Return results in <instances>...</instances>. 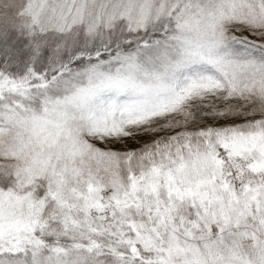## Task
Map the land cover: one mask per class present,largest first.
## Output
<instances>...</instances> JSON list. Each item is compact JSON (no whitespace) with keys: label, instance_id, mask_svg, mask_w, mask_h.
<instances>
[{"label":"snow or ice","instance_id":"1","mask_svg":"<svg viewBox=\"0 0 264 264\" xmlns=\"http://www.w3.org/2000/svg\"><path fill=\"white\" fill-rule=\"evenodd\" d=\"M0 264H264V0H0Z\"/></svg>","mask_w":264,"mask_h":264}]
</instances>
